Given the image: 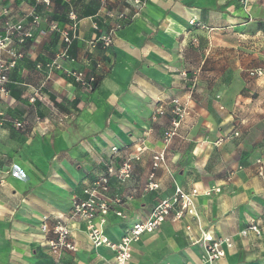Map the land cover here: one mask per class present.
Instances as JSON below:
<instances>
[{
    "label": "crops",
    "instance_id": "obj_1",
    "mask_svg": "<svg viewBox=\"0 0 264 264\" xmlns=\"http://www.w3.org/2000/svg\"><path fill=\"white\" fill-rule=\"evenodd\" d=\"M132 1H123L117 8L133 14ZM142 1L144 7L116 32L110 47L91 48L89 43L97 34L93 28L97 0H52L50 6L36 0H0V9L9 12L5 18L13 22L31 26L33 10L42 16L32 41L12 43L25 56L9 75V96L3 109L24 125L20 129L6 127L0 134V264H54L43 245V219L52 221L68 213L74 195L84 198V188L111 162L113 147L122 154H136L145 140L148 151L134 161L130 184L144 185L151 172L152 153L162 149V133L170 122L168 113L160 123H154V110L159 105L168 109L175 97L187 99L189 82L183 78L184 72L191 79L197 77L198 85L189 103L191 114L180 138L170 147L169 171L157 172V191L139 194L124 204L125 219L111 211L105 234L112 242L120 241L135 223L148 219L177 185L186 192L196 189L201 193L195 200L197 216H188L178 224L191 225L195 235L210 230L217 238L232 241L231 248L224 245L226 254L218 264H264V201L257 195L264 192V177L243 173L242 165L221 174L218 165L228 161L226 156L222 160L221 154L233 140L229 137L234 129L232 112L242 97H233L226 87L229 80L207 57L216 46L215 36L228 33L229 24L237 16L245 17L246 11L237 6L240 0ZM70 11L78 18L76 39L69 50L75 61L63 62V66L98 76L99 87L89 94L63 70H56L47 81L46 73L36 68L51 63L62 48L59 34L50 27L70 28ZM192 20L195 25H190ZM99 26L104 28L102 21ZM203 45L208 49L198 61L195 53ZM98 63L103 70L96 69ZM33 97L35 102H31ZM242 100L244 104L251 101ZM57 114L68 119L56 122ZM220 139L224 141L219 143ZM121 160L118 158L117 164ZM12 168L27 180L11 175ZM111 186V195L121 192L117 181ZM213 189L221 191L203 194ZM168 223L173 222H164L159 231ZM251 223L261 226V236L241 235ZM152 234L143 235L134 244L131 264H144L141 253H147ZM74 238L78 251L65 254L62 264H113L115 254L110 248L94 249L82 231H76ZM186 241L191 244L188 235ZM185 254V264H205L200 245H191Z\"/></svg>",
    "mask_w": 264,
    "mask_h": 264
},
{
    "label": "built area",
    "instance_id": "obj_2",
    "mask_svg": "<svg viewBox=\"0 0 264 264\" xmlns=\"http://www.w3.org/2000/svg\"><path fill=\"white\" fill-rule=\"evenodd\" d=\"M99 9L96 15L97 20L93 23V28L97 32L94 39L89 43L91 48L101 46L108 48L113 44L114 36L117 31L131 23L137 16L138 12L144 7L142 0H133L132 7L134 13L131 14L127 9H118L117 6L126 0H97ZM37 4L50 6L52 0H36ZM8 10L0 9V134L6 127L20 129L24 122L19 118L8 115L3 109L5 99L9 96L8 85L10 83L9 75L13 71L19 61H21L25 53L18 51L12 47V43L16 42L20 45L32 41L36 36V30L42 22V16L33 10L29 17L32 19L31 26H27L23 21L13 22L11 19L5 18ZM69 20L70 28H60L57 24H52L51 32L59 34L62 41V48L56 55V58L47 64H37L39 71L46 73V80H50L56 70H63L73 81L80 85L82 89L88 93L93 92V83L96 74H88L84 71L66 69L63 62L73 63V59L69 50L76 39L75 32L78 28V18L74 11H70ZM99 21H102L104 28L101 29ZM195 21H190V25H195ZM71 31L74 33L71 34ZM42 34V32H40ZM101 63L96 65L98 71L103 70ZM262 74L261 69L250 71V76L256 77ZM183 78L187 79L189 86L187 88V99L175 97L171 99L169 107L159 105L155 108L152 120L154 123H160L168 113L170 114V122L162 133L163 147L159 151L152 153V167L148 175L147 181L140 188L131 186L134 174V161L139 155L148 151L145 140L142 142L141 148L136 154L124 153L118 147H113L112 160L107 165L106 170L97 176L88 186L84 188V198L77 195L72 197L71 209L68 213L58 215L52 218L45 217L41 224V232L43 234V245L48 248V252L53 259L54 264H62V257L67 253H76L78 246L74 238L76 231L85 233L89 244L94 248L108 247L114 252L113 264H131L133 259L134 244L138 243L143 235L152 234L159 231L162 224L168 220L173 223L181 222L184 218L196 217L197 208L195 204L196 198L201 194L196 189L186 192L183 188L175 186L174 193L162 199L153 209L148 219L135 223L130 227L126 234L118 242H112L105 234V226L111 211H115L116 215L126 218L121 209L124 204L134 200L139 194H146L157 191L160 188V182L157 179L159 170L169 171L168 153L174 140L180 138L181 131L186 124L188 116L191 114L190 101H192L196 91L198 78H189L186 72L182 73ZM36 97L31 99L35 102ZM53 106V104H52ZM223 109V107L221 108ZM68 117L64 115H56L55 121L62 123ZM238 125L234 128V136L238 137L240 131ZM224 139H220L222 143ZM121 157V161L117 164V159ZM257 174L264 177V165L262 161H257ZM241 169V167L239 168ZM235 172H230L228 179L230 180ZM115 180L119 184L121 192L111 195L112 181ZM3 179L0 177V186ZM221 189H213L204 192L205 196H210L213 192L219 193ZM189 240L192 244H198L203 248V261L205 264H218L225 257L224 245L228 248L232 247V241L217 238L210 230H201L197 235L194 234L191 225L186 226ZM254 233L261 236L263 229L258 223H251L249 227L241 232L242 236Z\"/></svg>",
    "mask_w": 264,
    "mask_h": 264
},
{
    "label": "rangeland",
    "instance_id": "obj_3",
    "mask_svg": "<svg viewBox=\"0 0 264 264\" xmlns=\"http://www.w3.org/2000/svg\"><path fill=\"white\" fill-rule=\"evenodd\" d=\"M236 4L245 9L246 16H237L229 24L231 27L228 33L215 36L216 46L210 48L207 56L211 65H218L216 69L229 80L226 87L230 88L233 97H242L240 105L232 112V123L234 128L238 125L240 135L234 136V129L232 130L229 137H233V140L224 147L221 154L222 160L226 156L228 161L218 165L222 170L221 174L235 165H242L243 173L257 177V161H262L264 165V0H240ZM48 22L52 23L51 20ZM207 49L205 45L201 46L199 52L195 53L196 60L204 58ZM218 56L221 57L218 59ZM257 69H261L262 74L250 76V71ZM245 98H250L251 101L244 104L242 99ZM244 105L245 108H241ZM243 119L249 120L243 124ZM11 175L21 181L27 180L14 168L11 169ZM257 195L264 201V192ZM253 216L258 218L259 215L253 211ZM178 223H168L165 226L169 228L165 230L164 226L149 237L148 251L142 252L143 257L140 258L144 264L186 263L185 250L198 244L187 243L188 232ZM7 264L12 263L9 261Z\"/></svg>",
    "mask_w": 264,
    "mask_h": 264
},
{
    "label": "trees",
    "instance_id": "obj_4",
    "mask_svg": "<svg viewBox=\"0 0 264 264\" xmlns=\"http://www.w3.org/2000/svg\"><path fill=\"white\" fill-rule=\"evenodd\" d=\"M99 84H100V79H99L98 76L96 75V77H95V81H94V83H93V91L99 87ZM79 86H80V85H79ZM80 87H81V86H80Z\"/></svg>",
    "mask_w": 264,
    "mask_h": 264
}]
</instances>
